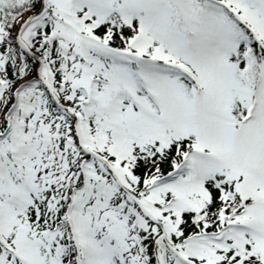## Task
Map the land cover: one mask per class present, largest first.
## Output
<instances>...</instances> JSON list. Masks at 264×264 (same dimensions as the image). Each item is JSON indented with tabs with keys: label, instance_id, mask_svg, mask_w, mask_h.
Returning a JSON list of instances; mask_svg holds the SVG:
<instances>
[{
	"label": "snow or ice",
	"instance_id": "1",
	"mask_svg": "<svg viewBox=\"0 0 264 264\" xmlns=\"http://www.w3.org/2000/svg\"><path fill=\"white\" fill-rule=\"evenodd\" d=\"M0 264H264V0H0Z\"/></svg>",
	"mask_w": 264,
	"mask_h": 264
}]
</instances>
